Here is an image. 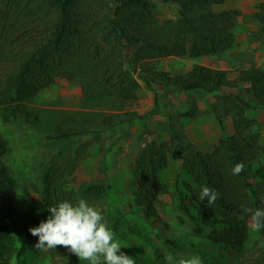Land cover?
Returning <instances> with one entry per match:
<instances>
[{"label":"trees","instance_id":"16d2710c","mask_svg":"<svg viewBox=\"0 0 264 264\" xmlns=\"http://www.w3.org/2000/svg\"><path fill=\"white\" fill-rule=\"evenodd\" d=\"M227 1L160 0L161 4L177 7L175 19L161 22L152 0H0L2 118L14 124L20 120L32 121L35 117L36 122L37 115L30 112L27 102L54 85L58 78L77 81L85 100L93 104L104 105L106 100L121 96L138 98L139 78L151 92H155L151 81H166L167 85L187 94L188 100L193 94L219 96L224 115L232 118L234 131L227 133L217 106L211 105L222 132L213 151L204 152L198 144H187L173 120L166 127L173 152L183 157L184 166L189 168L196 184L195 189L188 186V193L180 188L176 190L175 208L205 227L230 226L227 236L221 239L228 245L240 244L246 228L231 222L229 216L239 214L249 218L242 212V205L263 208L264 166L255 164L262 146L260 134L252 132L255 121L248 112L264 110V71L251 67L234 79L224 71L202 65L173 78L162 75L160 79L158 74L154 75L157 78H148L138 72L153 58L215 56L231 49L240 12L236 9L214 11L215 5ZM258 9V19L264 28V0L259 1ZM154 100L152 113H163L158 97ZM191 103V112L180 117H194L197 106L193 100ZM132 120L105 116L99 132H109L125 123L122 138L130 131ZM94 123L90 116L70 114L56 125L47 139L72 145L78 138L96 134L92 130ZM8 150V141L0 132V159ZM240 162L244 163V170L233 175V168ZM41 165L43 174L52 177L55 183L34 187L38 214L30 213L19 222L12 214L18 184L0 163V264L22 261L29 252L37 254L38 237L29 228L39 226L48 218L49 207L64 200L76 201L73 190L65 187L69 177L66 167L55 164L54 160ZM167 165V155L158 143H148L141 149L133 164L135 190L131 207L156 215L158 196L171 193V188L160 181V171ZM252 179H258V184L254 185ZM204 186L219 193L212 207L207 206V199L199 201L198 193ZM110 190L108 182H88L84 194L91 195L95 201H105ZM111 224L114 234L118 233V222ZM127 229L135 232L134 228ZM233 235L236 236L232 238ZM166 243L177 245L172 240ZM57 248L67 250L62 246Z\"/></svg>","mask_w":264,"mask_h":264},{"label":"rangeland","instance_id":"374dc122","mask_svg":"<svg viewBox=\"0 0 264 264\" xmlns=\"http://www.w3.org/2000/svg\"><path fill=\"white\" fill-rule=\"evenodd\" d=\"M157 17L161 22L175 19L177 7L161 4L152 0ZM260 0H228L215 5L214 11L236 9L240 12L235 30L234 46L220 55L199 57L169 56L149 59L138 72L144 77L162 75L173 78L189 72L193 67L202 65L224 71L234 79L244 69L258 67L264 71V28L259 22L258 3ZM145 68H147L145 70ZM140 75V76H141ZM141 88L138 98L121 96L106 100L103 104H93L85 100L77 81L58 78L50 88L42 90L27 102L37 121L20 120L12 124L6 122L0 113V132L8 141L7 154L0 159L18 184L12 214L19 222L30 213L38 214L37 193L34 187L50 186L55 183L49 175L43 174L41 164L54 160L55 164L65 166L68 183L66 189L73 190L76 200L83 198L90 205L102 210L104 220L112 229L117 221L118 233L115 239L120 242L121 251L133 257L135 264H177L181 257L199 256L202 264H264V231H252L248 227L249 218L231 214V222L245 226L246 233L240 244H225L222 237L230 230L228 225L205 227L194 223L181 211L176 210L178 202L176 190L188 193V186L196 184L183 157L173 152V144L166 132L170 119L174 121L184 141L189 145H200L204 152H211L219 144L222 132L211 105L217 106L227 133L234 129L232 118L224 115L219 96L206 94L190 95L196 103L194 117H180L191 112L193 104L188 95L166 81H151L155 92L148 90L139 78ZM245 94V92L243 93ZM155 96L163 105V113H152ZM221 96V95H220ZM247 97V96H246ZM81 113V114H79ZM90 116L96 123L90 134L78 138L72 145L48 141L47 136L68 115ZM255 121L253 133L260 134L262 153L255 164L264 166V110L248 112ZM105 116L128 119L146 116L134 121L127 135L120 137L126 124L109 132L100 134ZM121 138V139H119ZM156 142L167 155L168 165L160 171V181L171 188V193L160 194L155 203L156 215H150L140 207H131L134 192L133 164L141 149L148 143ZM254 185L258 179L251 180ZM110 183L111 190L107 200L95 201L91 195L84 194L86 183ZM178 187H177V186ZM261 200L264 208V196ZM18 223V222H17ZM134 228L130 232L127 228ZM160 230H158V229ZM232 229V227H231ZM236 236L233 235L232 238ZM215 237V239H214ZM172 240L177 245L167 244ZM14 264H88L68 250L56 248L50 251L29 252L22 261Z\"/></svg>","mask_w":264,"mask_h":264},{"label":"clouds","instance_id":"9594fccd","mask_svg":"<svg viewBox=\"0 0 264 264\" xmlns=\"http://www.w3.org/2000/svg\"><path fill=\"white\" fill-rule=\"evenodd\" d=\"M245 168L243 162L233 168V175H239ZM200 202L208 200L212 207L219 193L208 186L198 193ZM242 212L249 217L248 227L252 231L264 229V208L241 206ZM50 215L39 226L30 227L33 236L38 237L35 248L50 251L58 246L66 248L80 261L88 264H135L133 257L121 251V244L115 239L114 231L104 220L102 210L90 205L85 199L64 200L48 208ZM167 264L171 258L165 257ZM177 264H202L199 256L181 257Z\"/></svg>","mask_w":264,"mask_h":264}]
</instances>
